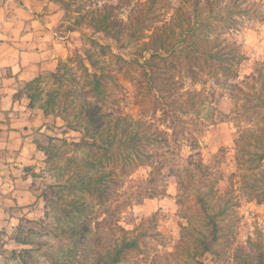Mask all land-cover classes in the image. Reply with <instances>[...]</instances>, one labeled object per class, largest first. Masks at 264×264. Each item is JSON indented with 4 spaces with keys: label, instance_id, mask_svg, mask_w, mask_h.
Segmentation results:
<instances>
[{
    "label": "rangeland",
    "instance_id": "1",
    "mask_svg": "<svg viewBox=\"0 0 264 264\" xmlns=\"http://www.w3.org/2000/svg\"><path fill=\"white\" fill-rule=\"evenodd\" d=\"M195 1L169 0L158 13L168 18L179 3L191 10ZM71 2L66 13L61 3L53 0H0V48L5 51L4 56L0 55V96L7 86L3 82L5 75L9 76L7 65L20 61L27 63L32 56L29 51L36 49V44L43 47V43L50 53L57 54L52 57L48 68L39 72L46 78L40 84L44 92L83 85L81 89L86 91L89 86L74 56H84V51L89 49L112 77L106 80L103 100L97 101L87 93L85 107L98 116L102 126H116L126 132L139 127L140 134L147 139L140 143V151L130 149L117 160H104L102 164L90 166L88 175H103V192L78 193L75 197L82 201L80 210L56 215L44 207L41 193H53L48 186L58 181L57 174L66 168L68 158L88 162L90 154L85 149L67 145L65 154L47 160L44 151L37 145L47 146L48 151L53 152L52 148L61 145L62 139L67 143L78 141L81 131L68 129L59 116H44L38 107H27L25 93L15 97L13 102L7 100L4 105L0 101V111L2 106L6 108L0 119L4 118L5 125L13 130L11 134L2 136L0 141V196L11 204L4 207V215L0 213V230H4L0 235V264H20L11 257L10 250L29 247L9 238L17 231L21 221L25 227L34 230L31 235L35 248L32 254L36 259L30 261L32 264H88L86 257L90 256L88 249L92 246L88 231H92L93 227L106 233V242L110 247L122 237L141 234L140 251L128 252L122 264H264V204L247 199L237 190L252 191L251 185H260V181H264V177L255 170L247 171V175L241 178H232L237 189L229 194L237 197L238 203L222 217L221 237L213 252L187 257L180 242L183 234L193 231L191 225L197 227L195 221L187 224L185 215L186 208L192 203L191 192L196 184L201 183L199 177L212 180L219 175L220 179L215 183L218 194L222 199L229 195V175L237 174L233 139L246 124L243 122L245 117L241 115L242 109L233 101L237 94H242L241 90L211 87L215 96L210 95L214 106L208 113L210 120L202 119L201 114L195 112L197 104H187L174 110L177 118L165 117L163 109L151 97L146 96L143 100L135 98L139 96L136 91L140 80L139 67L120 59L128 61L133 56L131 51L134 47L119 48L112 39L93 32L86 22H74L78 14L104 5H115L117 18L126 20L127 16L138 12L137 4L142 0ZM197 2L204 13L211 8L210 12L223 14L228 6L239 10L235 15L238 22L234 25L235 29L226 27L229 21H215L210 29H206L218 41L216 48L228 55L238 52L244 56L237 65L238 83L246 94H251L258 84L255 71L259 68L264 70V20L261 21L264 18V0ZM90 38L98 39L101 44L110 43L111 48L102 51ZM11 47H20L23 57L13 56L16 52ZM44 56H48L45 59L51 57L48 54ZM59 64L66 66L60 70L65 72L61 85L46 76ZM183 71L181 69L180 73ZM17 86L21 83L11 87L16 89ZM188 87V80L177 78L176 83L170 84L169 96L165 100L178 96V102L183 101L186 96L183 92ZM248 106L247 112H251L252 108ZM7 111L9 115H6ZM24 123H27L25 131L20 129ZM180 131L189 132L199 147L191 149L186 142L191 139L181 138ZM61 148L64 146L61 145ZM198 159H201L200 168L195 165ZM25 166L29 169H24ZM186 168L191 170L192 179L188 178ZM27 218L30 219L28 222ZM43 226L49 232L42 233ZM42 250L48 254L43 255Z\"/></svg>",
    "mask_w": 264,
    "mask_h": 264
},
{
    "label": "trees",
    "instance_id": "2",
    "mask_svg": "<svg viewBox=\"0 0 264 264\" xmlns=\"http://www.w3.org/2000/svg\"><path fill=\"white\" fill-rule=\"evenodd\" d=\"M53 1L60 2L66 13L70 10L72 0ZM197 1L192 4L191 10L179 3L168 18L160 16L158 11L169 0H142L137 4L138 12L131 13L132 15L127 16L126 20L117 18L115 5H104L101 8H92L88 12L78 14L74 22L75 24L86 22L93 32L102 33L112 39L119 48L134 47L131 51L133 56L128 61L124 58L120 59L124 63H134L139 67L140 80L136 90L139 96L135 98L139 97L143 100L146 96L151 97L155 104L163 109L162 113H165V117L177 118L178 116L173 114L174 110L187 104H197L195 112L201 114L202 119L210 120L209 114L214 108L211 97L215 96L211 87L241 90V96L237 94L238 98L232 100L242 109L241 115L245 117L243 122L246 124L233 139L237 174L229 175L227 189V194H229L237 189L234 188L232 180L235 176H246L247 171L255 170L264 177V70L259 68L255 71V79L258 84L251 94H246L242 88H239L237 65L244 59V56L238 52L228 55L227 52L216 48L218 41L212 38L213 36L209 33L210 26L215 21L220 23L229 21L230 24H226V27L229 30L235 29L234 25L238 23L235 15L239 10L228 6L223 14L212 13L210 12L211 8L204 13ZM263 20L264 18L261 21ZM207 27L209 29H206ZM90 40L102 51L111 48L110 43L101 44L95 38H90ZM83 55L75 54L74 59L86 80V85L89 86L86 91L81 89L83 85L80 88L74 86V88L63 91L52 89L44 92L40 84L46 78L38 73L13 94V98H15L19 97L21 93H25L28 99L27 107H38L44 116L50 114L59 116L68 129L81 131L78 141L67 143L65 139H62L61 145L64 148L59 145L52 148L53 152L48 151L47 146L37 145L38 149L44 151L47 160L65 154L67 145L85 149L90 154L88 162L83 159L68 158L66 168L57 174L58 181L48 186L53 193H41L44 207L56 215L60 213L67 215L72 210L79 211L82 201L75 197V195L78 196V193L100 194L103 192V175H88L90 166H94L95 163L102 164L104 160H117L130 149L140 151V143L147 139L145 135L140 134L139 127L126 132L116 126H102L98 116L96 117L92 110L89 111L85 107L84 98L87 93H90L97 101L103 100L101 98L106 95V80L112 76L108 74L105 66L101 65L100 61L94 57L91 50H85ZM62 66L66 68L65 64H59L54 71H49L46 75L52 78L54 83L60 85L65 73L64 71L60 72ZM181 69H184L182 73H180ZM177 78L189 82V87L183 92L186 95L185 99L178 102L179 97L177 96L166 101L165 98L169 96L167 93L170 84L176 83ZM71 81L74 82L75 79L72 78ZM247 105L252 108L251 112H247ZM187 111L182 110V112ZM259 112L262 114L257 118ZM250 113H252L251 116H249ZM178 134L186 140L191 139L189 142L186 141L191 149L199 147L189 132L180 131ZM195 162L197 167L202 166L201 159ZM24 169L28 170L29 167L25 166ZM185 171L188 178L192 179L191 170L186 168ZM219 177V175L215 176L212 180L199 177L198 181L201 183L196 184L191 192L192 203L186 208L185 219L187 224H192L195 221L197 227L191 225L190 229L193 231L186 232L181 236V247L187 257L194 258L214 251V247L221 237L222 217L238 203L237 197L231 194L226 199H222L218 194L215 183L220 179ZM251 189L252 191L237 190L247 199H255L257 203L264 204V181H260V185H251ZM29 220L26 219L27 222ZM92 229L93 232L88 231V240L92 244L88 249L90 256L86 257L88 264H122L121 262L128 252L140 251L141 234L122 237L118 243L110 247L106 242V233L100 232L94 227ZM16 230L9 238L18 244L29 245V247L13 248L10 250V255L20 264H32L30 261L36 259L32 254L35 249L32 246L31 236L34 230L25 227L22 221L19 222ZM43 231L49 232L46 226L42 227V233ZM1 233H4L3 229L0 230V235ZM41 252L43 255L48 254L45 250Z\"/></svg>",
    "mask_w": 264,
    "mask_h": 264
},
{
    "label": "crops",
    "instance_id": "3",
    "mask_svg": "<svg viewBox=\"0 0 264 264\" xmlns=\"http://www.w3.org/2000/svg\"><path fill=\"white\" fill-rule=\"evenodd\" d=\"M3 44L4 43H2V45ZM17 45H20V44H17ZM36 46L39 49H37V47H35L36 49L29 51V54H31L32 56H31L30 61H28L27 63L23 64L22 61H20V63H18V62L12 63L11 66L7 65L8 70H9V76L5 75V78L3 79L4 84H6L7 86H5L3 88V93H1L2 95L0 96V99H1L0 101L2 102L3 105H4V102H7V100H9L10 102H13V100L16 99V98H13V94L16 92V89L21 87L29 79L36 76L45 67L48 68L47 66L50 65V62L52 61V57L57 55V54L50 53V50L48 49V47L44 46V43H43V45H41V46H43L41 48L39 47L40 45L36 44ZM13 47H11V50L16 52V53H13V56L14 55L16 56V54H17L18 57L20 56L22 58L23 57L21 55L23 53L22 49L20 47H17L18 48V50H17V48L14 49ZM0 49H2V48H0ZM3 54L5 55L4 48L2 50H0V55L2 56ZM47 54L51 55V57L49 59H45L48 56H44V55H47ZM52 65H53V62L51 63V66ZM49 70H52V68ZM17 82L21 83V86H17L16 89H12L11 86H13L14 84H17ZM1 110L2 111H0V115L6 111V108H4L2 106ZM9 113L10 112L7 111L6 115H9ZM5 123H6V121L4 120V118H1L0 119V135H1L0 141L3 138L2 136L5 137L8 133L11 134L13 132V130L10 129L11 126L9 128L8 126L5 125ZM26 127H27V123H24L21 125L20 129L25 131ZM14 130H15V128H14ZM9 205H11V204H7V201L0 196V213H2L4 215V213H5L4 207L9 206Z\"/></svg>",
    "mask_w": 264,
    "mask_h": 264
}]
</instances>
